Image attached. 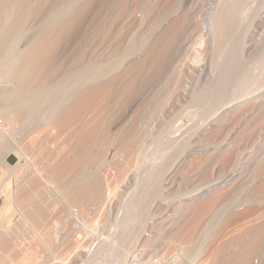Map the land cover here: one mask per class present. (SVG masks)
Returning a JSON list of instances; mask_svg holds the SVG:
<instances>
[{
	"label": "bare ground",
	"instance_id": "6f19581e",
	"mask_svg": "<svg viewBox=\"0 0 264 264\" xmlns=\"http://www.w3.org/2000/svg\"><path fill=\"white\" fill-rule=\"evenodd\" d=\"M196 1L197 3H194L196 8L201 9L204 0ZM172 2L173 0L171 3L166 0H154V2L150 0H0V166L5 164L7 177H13L18 182L14 191H10V187L7 186L0 187V194L6 202L0 207V264H50L52 255L62 261L64 255L68 253L69 256V252H72L70 256L72 258L76 247H81L78 246L81 244L80 240L89 237L94 231L97 232V218H92L90 221L85 218L91 210L90 206L93 204L95 206L97 200L100 197L102 199L104 195L109 202L108 198L115 195L119 190L118 187H122L121 184L126 182L124 181L126 175L138 162L141 152L139 149L143 148L146 138L145 124L152 120L154 114L157 115L156 112L168 102L167 99L172 97L170 95L173 91L185 85L181 78H184L185 71L182 68L187 65L181 63L183 58L181 55L178 57V52L183 49L180 46L183 45L185 35L188 36L187 30L191 32L196 28L189 29L191 17L188 15L174 18L177 15L172 14L178 10L179 4ZM219 2L215 7L210 6L205 9V24L210 30L213 43L221 48L217 54L223 56V62L213 82V98L203 113L215 109L227 98L235 95L237 97V94L246 90L252 80L250 60L245 58L247 63L242 61L244 57L240 51L243 52V48L239 49L243 45L241 42L243 37L240 36H244L242 32L246 31L243 30L236 35L228 49L225 52L223 50V45L234 37L235 30L241 25L239 8L242 0ZM136 9L145 11V17H141L142 19L133 17V11ZM187 9H191V6ZM171 15L174 17L171 18ZM194 21L196 23V20ZM142 28H145V31H141L139 42L134 43L136 30ZM123 31L128 34L122 35ZM241 33L243 35H240ZM125 34L128 35L127 38ZM198 35L197 38H200L201 33ZM73 36L76 37L75 40H71ZM68 40L75 42L74 53H71L72 58L70 55V59H66L68 61L63 59L62 61L56 56L57 53L59 54L58 51H61L60 46ZM199 42L201 43L202 40ZM137 52H141V55L139 58H134L132 55H138ZM256 54L250 56L255 58ZM131 56L133 58H130ZM101 57L105 60L102 61ZM256 59L259 60V56ZM207 98V90L204 89L199 94H193L191 101L200 105L205 103ZM252 108L254 107H251V110ZM247 111L245 113L248 114ZM256 111L254 113L258 114L259 111L264 116V105ZM245 113L239 116L235 114V119H232L233 121L230 119L232 122L229 121V124L227 122L225 128L215 132L210 131L208 137L204 135L206 139L203 138V143L225 144L234 124L242 120ZM7 119L13 124L11 131L5 129L4 121ZM31 130L36 135L29 140L25 139L24 134ZM39 134L44 137L42 146L34 151L36 149L34 142L41 140L38 139ZM16 136L17 141H15ZM197 140L202 141L199 138ZM20 141L21 143H18ZM12 144L15 145L14 149L11 147ZM202 146L207 150L205 145ZM113 149L115 156L122 155V161L116 166L111 179L106 181L102 179L99 168L107 162L106 156ZM181 150L183 151L182 145L175 150V157L177 153L179 155L182 152ZM237 151L236 148L223 153L220 160L226 166L217 175V179L201 180V185L192 192L202 189L201 193L206 194L224 182L219 181L223 176L231 178L240 164L238 162L240 151ZM28 153L35 154V161L42 158L41 166L34 164V160L22 164L21 158ZM206 153L200 155V160L195 164L191 161L192 168H197L194 166H198V163L203 164L206 161L210 163V160L214 159L213 154L211 155L213 152ZM9 155L15 156L13 164L6 162ZM260 158L259 164L257 166L255 164L256 167L246 171L243 178L233 183L229 193L232 199L238 197L243 188L254 178H259L257 190L264 191V178H262L264 155ZM164 161L161 166L154 167L151 171L148 168L150 172L147 170L148 177L142 181L141 187L139 183L138 194L136 195L137 192L133 194L136 196L132 200L129 199L130 202L127 200V205L125 203L123 209L125 212L122 214L124 217L120 220L122 221L120 226L123 228L120 235L118 233L119 239L127 242L134 231L137 233L135 229L139 228L140 221L143 222L142 219H145L141 216L149 213L147 208L160 191L162 168L168 165ZM191 164L189 163L190 166ZM55 195L60 197L59 200ZM221 196L222 194H219L218 197L206 199L196 208L197 210L195 209L196 211L194 210V213H191L193 215L189 219L182 225L179 224L177 229L174 228L175 232L173 231L172 236L167 239L168 247H181L183 241H188L184 249L173 254L174 260L182 261L183 264H210L209 262L216 260V257L218 258L222 253L228 254L231 264H250L249 259L257 251L258 243L264 236V197H250L249 207L232 215L228 220L235 229H223L211 241L212 234L224 215L226 203L223 202L224 206L216 205ZM105 199L101 201L104 202ZM227 204L229 205L230 202ZM98 205L100 207L103 203ZM74 206L78 208L75 213ZM55 208H58L57 211L53 210ZM51 217H54L52 224L48 222ZM76 219L79 221L76 222ZM199 226L201 227L199 236L195 239L188 238L199 229ZM246 231L251 232L252 237L246 239L248 241H244L245 243H243L244 238L240 237L243 239L239 241L242 242L241 248L238 244L239 249L236 248L235 253L230 251L232 236L242 233L246 236ZM60 234L71 237L72 240L69 239L70 248L64 244L68 247L66 252L55 254L53 252L57 244L55 241ZM92 240L94 241V238ZM130 240L132 241V238ZM101 241L105 242V238ZM103 245L104 243L99 248H103ZM132 250L128 255H131V252L133 254ZM84 252L85 250L82 254ZM127 252H121L123 254H118L116 259H111L109 256L107 258L114 260L116 264L121 262L126 264V260H130ZM86 253H91V246L88 245ZM78 254L72 262H75ZM104 256L106 259V254ZM86 257L82 259L86 260ZM163 257L164 254H161L160 260ZM107 260L103 264H107ZM93 261L95 262V259ZM96 262L91 263L96 264Z\"/></svg>",
	"mask_w": 264,
	"mask_h": 264
},
{
	"label": "rangeland",
	"instance_id": "374dc122",
	"mask_svg": "<svg viewBox=\"0 0 264 264\" xmlns=\"http://www.w3.org/2000/svg\"><path fill=\"white\" fill-rule=\"evenodd\" d=\"M150 1L154 2V0H150ZM166 1L168 3H171L172 0H170V1L166 0ZM173 2H177L176 4L177 5L179 4V5L177 6L178 10L176 9L177 11L173 12V14H172V15H177V16L174 17L171 15V18H173V17L176 18L178 16L181 17V16L188 15L189 17H191L190 20L192 21V22L190 21V24L193 25V26H191L189 24L190 25L189 29H191L190 27L196 28L195 30H192L193 32L192 31L190 32L189 30H187L189 38L186 34L185 39L182 42L183 45L180 46L183 49L179 48L181 50H179L180 52H178V57H180V55H181V58H183V59L180 58L182 60L181 63H183V65L185 64L184 66L187 65L185 68L184 67L182 68V70L185 69V71H184L185 74L183 72L184 78L182 77L181 79H183L185 85L182 82L184 85L183 88H180L181 90L178 89L176 91H173L174 93L172 92L170 95L172 97H168V99H167L168 102H166V104H164L163 107L160 108V110L158 112H156L157 115L154 114L152 116V120L150 119L148 121V124H145L146 128L144 127L145 128V134H144L145 136L144 137H146V138H144V142H143L144 144L142 143L144 145V146L142 145L143 148L139 149V152L140 151L141 152L139 154L140 156H138V159H137L138 162H136V164L133 165L134 167L132 170H130V168H132V167H130L128 169V171L130 170V172L126 175L127 177H125L126 179L124 181H126V182H123L124 185H123V183L121 184L122 187L121 186L118 187L119 190H117L115 192V195H112V196H110V198H108V200H110L109 202L106 200L107 198L105 199L106 195H104L105 197L102 196L105 199L104 202L107 201L106 203H109V205L108 204L106 205V203L102 202L104 199L103 198L101 199V197H100V199L97 200L95 206H94V204L90 206L91 210H89V213H88V215L86 214L85 218L88 221H90L92 218H97V220H98V224L96 225V229H97L96 231L97 232L94 231L90 234L89 237H85L87 239L84 238V239L80 240L82 245L79 244L78 246H81V247L80 248L76 247V250L74 249L75 251L72 250V251H74V253L72 254V258L70 257L72 252L71 253L69 252V258L71 259V260L70 259L69 260L71 261V263L67 259V261H66L67 264H68V261H69V264H79V262H81V264H87V262L91 260L90 256L86 257L85 254H86V250H87L88 245H90L91 242H93L92 238H94V241L96 238H97V241H99V246H98L99 251L97 250L96 252L98 254L95 253V256H94V257H98V258L93 257L92 259L93 260L95 259V262L97 261L96 259L99 260L100 257L105 259L104 255L106 254V259L103 260L102 258H100V260L102 259L103 261L101 260L100 263H99L100 260L97 261L98 264L106 263V260L107 259L110 260V258L116 259L118 257V254L119 255L123 254V253L121 254V252H123V251L124 252L128 251L127 257L130 259L131 257H129V256H131L133 254H132V252H131V255H128V254L130 253V251L132 249H133L132 251L134 253V251H135L134 249L136 247H138V245H140L139 244L140 242L142 243V241H144L142 238V231L148 226V222L151 219L154 220V224H155V232L156 233H155V240H154L155 242L154 243H156L158 245V247L160 248V255L164 254V257H163V259L160 260L159 264H183V263H181L182 261L178 262L177 260H174L175 257H173V254H176V253L180 252L182 249H184V247L187 246L188 241H186V242L183 241L182 244H180L181 247H177V246L168 247L167 246L168 245L167 239L172 236V234L175 232L174 230L177 229V226H179V224L182 225L187 219H189L193 215L191 213H194L197 210L196 208L199 207L203 202H205L206 199L209 200L208 198H210V197L214 198V197H218L219 194L220 195L222 194L220 200L217 202L216 205L218 206L219 204H223V206H224V203L227 204L230 202L229 205L225 204V206H224V209H225L223 212L224 215H222L223 217H221V220L217 224V227H216L214 233L212 234V238L210 239L211 241H213L221 230L223 231V229L224 230H230V229L234 230L235 229L234 225L228 221L229 218L232 215H235L239 212H242L246 208H248L250 205V202H248V201H250L253 196H256L259 198L264 197L263 196L264 191L257 190L259 178H254V180L252 179L251 180L252 182L250 181L243 188L240 195L238 197H236L235 199H232V197H230V194H229L233 188L232 187L233 183H235L237 180H240L241 178H243L246 171L251 170V168H254L255 164L257 166V164H259L258 162L261 159L260 156L262 157L264 155V128H262V127H264V118H263L264 116H262L258 111L259 108L262 105H264V0H242L241 6H240L241 8H239V10H240L239 14L240 15L238 14L241 17V20H240L241 25L235 30L234 37L227 40L226 43L223 45V50L225 52L228 49V46H230V44L233 42L235 36L239 35V33L242 32L243 30L246 31V32H242V33H244V36H240V38L243 37L241 39L242 41L240 40L243 43V45L240 42L241 43L240 45H242V46L239 47V49L241 48L240 50H242V48H243V52L240 51V54L241 55L243 54L242 57H244L242 59V61L245 58H246L245 60H250L249 62H250V69H251V73H252V80H251L250 84L248 85V87L246 88V90H243L244 92L242 91L240 94H237V97L235 95V96H232V98H229V99L227 98L225 100V102H222L219 106H217L218 108L216 107L213 110L211 109L212 111L210 110L211 111V112L209 111L210 113L209 112L203 113V111L209 106V104L213 98V95H214L213 82H214V79H216V77L218 76L219 69H220L221 64L223 62V56L220 54H217V53H219L221 48H219L220 46H217L218 44L213 43V40L211 39L210 30L206 26L204 18H205V12H206L205 9H208V7L210 8V6L215 7L218 4V2L216 0H204L203 6L205 8L201 5V9L196 8L197 6H196V4H194V3H197L196 0H192V1L191 0H181V1L180 0H176V1L173 0ZM130 4H132V2ZM192 4H194V5H192ZM190 6H191V9H187L188 7L190 8ZM199 9H200V11H199ZM141 10L136 9V11H133L135 13V14L134 13L132 14L133 17L136 16L135 17L136 19H142L143 17H145V14H144L145 11L141 12ZM187 10H190V12L188 13ZM192 12H194V13H192ZM190 13L192 16H190ZM240 17H239V19H240ZM194 20H196V23ZM167 22H166V24H167ZM164 24H165V22H164ZM196 24H197V26H194ZM138 31L136 30V32H135L136 34L134 33L136 35V36L134 35V38H135L134 43L139 42L138 39H140L142 32L145 31V28H142L141 30L138 29ZM124 33H126V32L123 31L122 35ZM199 33H201V35L203 36L202 37L200 35V38L202 37L201 43L199 42L201 40L198 41V39H200V38L199 37L197 38V35ZM242 33L240 35H243ZM126 34H128V33H126ZM192 34H195V36L194 35L192 36ZM127 36L128 35H126L125 37L127 38ZM125 37H123V39ZM195 38H197V40ZM75 39H76V37L73 36V38L71 40H75ZM71 40H68L69 42L67 41L65 44L63 43L60 46L59 50H61V51H58L59 54L57 53L58 57L56 56V58L60 57L61 58L60 60H62V59L66 60L69 58V56L71 55L72 52L74 53L73 44H75V42L73 43V41L71 42ZM185 42H187L189 44H187ZM193 43H195V44H193ZM21 44L19 45L20 47H21ZM194 45H195V47H194ZM189 47L190 48L193 47V48H191L192 50ZM189 50L191 51L192 54L190 53ZM196 52H198V53H196ZM254 53L255 54L257 53L255 58L252 57L253 55H255ZM137 54L138 55L133 54L132 56L134 58L135 57L139 58V55H141V52H137ZM250 55H252V56H250ZM72 56H73V54L70 56V58H72ZM132 56L130 58H133ZM182 56H184V57H182ZM257 56H259V60L256 59ZM100 59L102 60L103 57H101ZM58 60L59 59H57V61ZM68 60H66V61H68ZM104 60H105V58L102 61H104ZM183 61H185V62L187 61L186 62L187 64ZM189 61H190V64H189ZM249 62H248V64H249ZM245 63H247V62L245 61ZM190 67H192V68H190ZM193 68H194V70H193ZM195 68H196V70H195ZM186 69H187V71H186ZM190 70L192 72H190ZM186 72H188V73L186 74ZM190 73L193 75H191ZM186 75H189V76H186ZM190 76H192V77H190ZM204 89L207 90V94H208V98H207L206 102L203 104H200V105H197L196 103H192V101H191L192 95L196 94V93L199 94L202 90L204 91ZM177 91H178V94H177ZM179 92H181V93L184 92V93L183 94L180 93V95H179ZM175 95H176V98H175ZM177 95H179L180 97L179 96L177 97ZM189 95H191V97ZM233 97H234V99H233ZM172 99L173 100L175 99V100L173 101ZM176 100H178V101L176 102ZM257 106H259V108ZM251 107H254L255 110H254V108H252V110H251ZM245 108H247V109L244 110ZM242 110L244 113L248 110L247 111L248 114L245 113L244 114L245 117H243V119L240 120L239 122L235 123L236 125L234 124V127L232 129L233 131L231 130V132L229 134L228 141L225 144H220V145L214 144L213 145V143H211V144H206V143L204 144L203 143V138L206 139L205 136L208 137V135H210V133L212 131L215 132L216 130L219 131V130L225 128V126H227V122L229 124L230 119L231 120L235 119V116H234L235 114L237 116H239V114L243 113ZM256 110L258 111V114L254 113ZM237 116H236V118H237ZM254 116H255V118L257 117L256 120H255ZM259 118H261V119H259ZM261 120H263V121H261ZM232 121H230V122H232ZM4 125H5V129H7V131L8 130L11 131V128H13V124L9 119L4 121ZM258 125H259V127H261V125H262V127L259 128ZM206 132H208L209 134L208 133L206 134ZM257 133L258 134L261 133V134L258 135ZM262 133H263V135H262ZM24 135H25V139L29 140L33 136H35L36 134L33 132V130H31V132L27 131V133ZM211 136H212V134H211ZM255 137H258V138H255ZM43 138H44L43 135L39 134L38 139H41V140L34 142L35 148H36L34 151L40 149V146H42L41 143L43 142ZM167 138H169V139H167ZM198 138L201 139L202 141L199 142L200 140L198 141L197 140ZM194 139L196 140V142ZM205 139H204V141H205ZM253 139H255V140H253ZM17 140H18V137L16 136L15 141H17ZM21 141L18 143H21ZM197 141L201 144V147H199L200 144L197 143ZM202 144L205 145L204 147H207V150H206V148H203ZM179 145L180 146L182 145L183 151L181 150L182 152L179 155H177L178 154L177 153L176 157H175L174 153H175V150L178 147H180ZM196 146H198V148ZM243 146H244V148H243ZM245 146H246V149H245ZM11 147H12V149H14L15 145L12 144ZM236 148L238 149V151L241 152V153L239 152V154H238L241 157L238 156V158H239L238 162L240 164H238V166L235 169L232 177L226 178L223 176L224 178L222 177V179H220L219 181L223 180L224 182L222 184H220L219 186H217L216 188H214L213 190L207 192L206 194L201 193L202 189H200L198 192H195V193L192 192V190L198 188L201 185L200 184V182H202L201 180H205V178H207L206 180H208V181H213V179H217V175L220 174L222 169L224 170V168L226 166L224 164V162L222 160H220L221 156L223 155V153H227L226 151L229 152L232 149L236 150ZM241 148H243V149H241ZM172 150H173V152H172ZM200 150H204V151L202 152ZM205 152H207L206 154H210L211 152H213V153H211V155L213 154L214 159H211L210 163L208 161H206L207 163L206 162L203 163L204 165L198 163L197 164L198 166H194L197 168H192L193 164H191V161H192V163L194 162V164H195V162H198L200 160L199 159V158H201L200 155L202 156ZM112 153H114V149H113V151L111 150V152L106 156L107 162H105V163H107V164L104 163V165H103L104 167L101 165L99 168V170H100L99 172L102 173L101 174L102 176L101 175L100 176L102 177V179H105L106 181L111 179L112 174H113L116 166H119V164L122 161V155L118 154L117 156H115L116 153H114L115 157L113 156L114 157V158L112 157L113 161H111ZM242 153H244V154H242ZM34 155L35 154L32 155V153L25 154L21 158V163L25 164L28 162V160H34V164H40V161H42V158L35 161ZM196 156H198V157H196ZM170 158L172 160H170ZM167 159H168V161H167ZM163 161H164V163H167L168 165L166 164L167 166H165V168L164 167L162 168L163 169L162 170L163 175H161V178H160L161 181H159V183L161 184L160 185V191H158L159 186H158V190H157L158 192H160V194L157 192V195H159V196L157 197V195H156L155 196L156 198L154 197V199H152L153 202L151 200V203H153V204L150 205L151 204L150 203L149 207L147 208V209H149V210H147L149 213H147L145 211L147 214L144 213L141 216V218L143 216H144L143 218H145V219H142L143 222L140 221V223H141L140 225L142 227L139 225V228H138V226H137L138 229H135V230H137V233H136V231H134L133 235H131L129 237V240H127V242L119 239L118 233L120 235V233L122 232L121 228H123L120 226V222H122L120 220H122V218L124 217V216L122 217V214L125 212V210H123L125 208V203L129 199L132 200V198L138 194V191H139L138 188H139V186L141 187L143 185L142 181H144L148 177L149 169L151 171V169H154V167L156 168V167L161 166V164H163ZM189 163L191 164V166L189 165ZM221 163H223V164H221ZM199 165H201V166L199 167ZM38 166H41V164ZM191 168L193 170H195L196 172L193 171ZM198 168H199V170H198ZM4 169H5V164H2L0 166V175H2V176H0V187L7 186V187H10V191H12V190L14 191V189L18 185L17 184L18 182L15 181V179L13 177H10V178L7 177V174L5 173ZM29 171H32V169H29ZM262 178H264V177H262ZM139 181H141L142 184ZM139 183H140V185H139ZM124 187H126V189H124ZM127 188H128V190H127ZM222 192L224 194H226L225 198H224V194ZM135 193H136V195H133ZM52 196H53V194H52ZM55 196L59 200L60 197L57 195H55ZM163 198H166V199H163ZM227 198H229V200ZM130 200H129V202H130ZM100 202L103 203V205H100V207H99L98 203L101 204ZM5 204H6L5 198L3 196H1V194H0V207L4 206ZM104 204L106 205V207ZM123 204H124V206H123ZM126 205H127V203H126ZM99 208H100V210L101 209L102 210L101 211L97 210ZM57 209L58 208H55L53 210L57 211ZM77 209L78 208L76 206L73 207L74 213L76 212ZM16 213H18V212H16ZM146 215L148 217H146ZM75 217H77V216H75ZM52 219H54V217H51L49 219L50 221L48 220V222L51 223ZM78 221L79 220L76 219V222H78ZM48 222H47V225L49 224ZM202 223H204V221H202ZM200 226H202V225H200ZM200 226H199V229L195 233H193L192 235H189L188 238H190V239L197 238L199 236V230L201 228ZM225 227H226V229H225ZM250 233L251 232L246 231L245 232L246 236H244V233H242L243 235L242 234L239 235V234L234 233L235 236L233 235L232 236L233 239L231 240V243L233 245L231 244V247H230V249H232V250H230V251H233L235 253L236 252L235 250L239 249V247L241 248L242 242H239V241L243 240L241 238H244L243 243L248 241L246 239H250L252 237ZM98 236L100 238H98ZM102 236H103V238H102ZM132 236H134L136 239L135 238L133 239ZM64 237L65 236H63V234L58 235L57 240L55 241V243H57L58 246L56 244L54 251H53L55 254L64 253V252H66L68 247L70 248L69 239H71V237H65V238ZM235 237H237V238H235ZM104 238H105V242H103L104 243L103 248L101 247V249L103 250L102 251L99 247H100V245L102 246L103 243L101 240H103ZM131 238H132V241L130 240ZM235 239L236 240L239 239L237 241V243H236ZM82 240H83V242H82ZM126 243H128V245ZM64 244L68 247L64 246ZM84 246H85V248H84ZM60 248H62V249L60 250ZM83 248L85 250V252H84L85 254L83 253L84 255L82 254V252L84 251ZM257 248H258L257 251H255V253H253V255L249 259L250 264H264V236L261 237ZM100 251H101V254H100ZM78 253H80V255ZM76 254H78V256H77L78 258H81L82 256H83L82 258L86 257V260L82 259V258H81L82 260L75 258V262H72L74 257H76ZM102 254H104V255L102 256ZM96 255H98V256H96ZM99 255H100V257H99ZM66 256H68V253L66 254ZM108 256L110 258H107ZM64 257H65V255H64ZM127 257H125V258L127 259ZM51 258L52 259H50L49 263L53 264L54 263L53 261L56 260L57 257H54V255H52ZM89 258H90V260L87 261V259H89ZM176 259H177V257H176ZM93 260H91L90 263L91 262L95 263ZM109 260H107V264H110L111 261H112L111 264H113V262H114V264H116V262L114 260H110V262H109ZM126 261L128 262L129 260H126ZM126 261H125V263H126ZM97 262H96V264H97ZM211 262H209V263L210 264H231L229 261L228 254H222V253L219 254L218 258L216 257V260H213ZM213 262H215V263H213ZM93 263H91V264H93ZM122 263L123 262H121L120 264H122Z\"/></svg>",
	"mask_w": 264,
	"mask_h": 264
},
{
	"label": "built area",
	"instance_id": "2783aa9c",
	"mask_svg": "<svg viewBox=\"0 0 264 264\" xmlns=\"http://www.w3.org/2000/svg\"><path fill=\"white\" fill-rule=\"evenodd\" d=\"M155 224L154 220H149L148 226L142 231L143 242L135 248V251L127 262V264H159L160 263V248L155 241ZM99 241L97 238L89 246H91V253H86V256L92 258L97 249ZM69 256L63 257V260H55L53 264H66ZM81 264V262H79Z\"/></svg>",
	"mask_w": 264,
	"mask_h": 264
},
{
	"label": "water",
	"instance_id": "95a60500",
	"mask_svg": "<svg viewBox=\"0 0 264 264\" xmlns=\"http://www.w3.org/2000/svg\"><path fill=\"white\" fill-rule=\"evenodd\" d=\"M6 162L9 164H13L15 162V156L14 155L7 156Z\"/></svg>",
	"mask_w": 264,
	"mask_h": 264
}]
</instances>
